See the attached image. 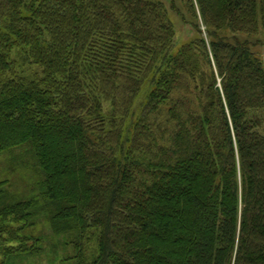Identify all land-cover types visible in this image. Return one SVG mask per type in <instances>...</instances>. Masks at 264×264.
I'll use <instances>...</instances> for the list:
<instances>
[{
  "label": "trees",
  "instance_id": "obj_1",
  "mask_svg": "<svg viewBox=\"0 0 264 264\" xmlns=\"http://www.w3.org/2000/svg\"><path fill=\"white\" fill-rule=\"evenodd\" d=\"M189 4L177 49L157 0H0V154L43 187L0 183L6 258L40 217L57 264H264V0Z\"/></svg>",
  "mask_w": 264,
  "mask_h": 264
},
{
  "label": "rangeland",
  "instance_id": "obj_2",
  "mask_svg": "<svg viewBox=\"0 0 264 264\" xmlns=\"http://www.w3.org/2000/svg\"><path fill=\"white\" fill-rule=\"evenodd\" d=\"M157 1L165 4L169 11V17L174 24L176 30L175 48L178 49L197 37V33L194 28L190 24H185L182 18L172 10V0ZM175 2L176 5L183 11L189 22H197V19L191 12L189 4L191 0H175ZM198 21L200 23L203 36L208 37L206 27L202 24L201 20ZM241 37L252 42L253 51L262 59L264 63V31H261L256 35L243 34ZM260 132L264 134V125L261 127ZM14 156H18L22 161H24L23 159L28 160L29 169H25L20 165L16 166L15 168H11L10 161ZM34 170L35 167L31 157L23 149H17L12 152L0 154V183L5 182V188H8L10 191L15 190L17 193L15 195L18 198L20 197L25 199L29 198L30 196L35 198L38 192H43L42 184L39 185V182L42 181L41 175L38 173H33ZM29 188H32L31 193L28 190ZM38 205H41V203L38 202ZM35 222L38 224L34 228L30 229L31 235L35 236L36 238L41 236L43 252L39 253L38 255H31L29 253H18L17 255L9 254L8 258H6L4 255V250L11 246L18 247V243L16 242L17 240L14 242H12L13 240H7L9 235H3L0 245V264H3L2 262L4 261H7L5 264H57L55 258L65 255V252H68L69 254L73 253L70 249L65 250V243L62 242L63 238L52 233L50 230L51 225L47 222V220H45V222L40 221L39 217L35 220ZM25 230H29V228H26ZM54 243H59V247H52Z\"/></svg>",
  "mask_w": 264,
  "mask_h": 264
}]
</instances>
